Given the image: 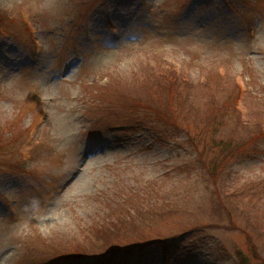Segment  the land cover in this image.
Segmentation results:
<instances>
[{"label":"rangeland","instance_id":"obj_1","mask_svg":"<svg viewBox=\"0 0 264 264\" xmlns=\"http://www.w3.org/2000/svg\"><path fill=\"white\" fill-rule=\"evenodd\" d=\"M210 96L217 164L178 108ZM93 254L264 264V0H0V264Z\"/></svg>","mask_w":264,"mask_h":264},{"label":"trees","instance_id":"obj_2","mask_svg":"<svg viewBox=\"0 0 264 264\" xmlns=\"http://www.w3.org/2000/svg\"><path fill=\"white\" fill-rule=\"evenodd\" d=\"M179 100V99H178ZM177 100V101H178ZM204 102L192 101V102H178V108L180 112H182L185 117V120H191L192 124L194 125V129L188 130L187 134L189 135L191 142H194L197 146V150L201 156H205L206 154L211 155V161L214 164H217L221 159L226 160L227 156L230 155V151L232 148L240 149L243 147L245 141L239 143L237 140V136L235 133H232L231 127H226L224 124L225 116L222 115L223 112H220L219 107L214 104L217 102V98L214 96L208 97ZM225 102L228 103L226 100L220 102L221 104ZM169 110V112L167 111ZM153 112L160 116V118H164L167 121L173 122L175 118L179 117V113L177 109H152ZM227 114V113H226ZM230 114V113H229ZM227 119L230 120L229 116H226ZM239 126V125H238ZM235 131L237 130V125L233 126ZM227 129V134L230 136L229 139L237 140L234 146H231L229 142L225 141V136H221V132L223 129ZM233 131V132H235ZM209 149V150H208ZM208 151V152H207ZM139 221L143 222L146 220V215H142L138 219ZM135 224V223H134ZM97 255V254H93ZM97 259V264H103V256H94ZM66 261H82L84 258V254L74 252L72 255H66L64 257H60Z\"/></svg>","mask_w":264,"mask_h":264},{"label":"bare ground","instance_id":"obj_3","mask_svg":"<svg viewBox=\"0 0 264 264\" xmlns=\"http://www.w3.org/2000/svg\"><path fill=\"white\" fill-rule=\"evenodd\" d=\"M93 153V152H92Z\"/></svg>","mask_w":264,"mask_h":264}]
</instances>
